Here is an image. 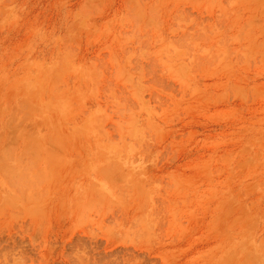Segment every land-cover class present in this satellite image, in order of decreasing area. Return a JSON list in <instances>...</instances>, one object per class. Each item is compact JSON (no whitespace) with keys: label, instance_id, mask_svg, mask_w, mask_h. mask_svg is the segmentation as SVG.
I'll return each instance as SVG.
<instances>
[{"label":"rangeland","instance_id":"rangeland-1","mask_svg":"<svg viewBox=\"0 0 264 264\" xmlns=\"http://www.w3.org/2000/svg\"><path fill=\"white\" fill-rule=\"evenodd\" d=\"M0 264H264V0H0Z\"/></svg>","mask_w":264,"mask_h":264}]
</instances>
